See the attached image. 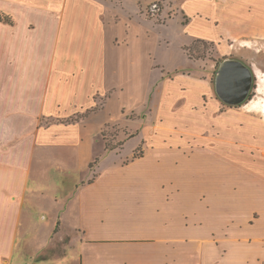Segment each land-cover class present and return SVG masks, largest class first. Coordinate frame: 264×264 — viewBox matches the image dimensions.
<instances>
[{
  "label": "rangeland",
  "instance_id": "obj_1",
  "mask_svg": "<svg viewBox=\"0 0 264 264\" xmlns=\"http://www.w3.org/2000/svg\"><path fill=\"white\" fill-rule=\"evenodd\" d=\"M233 2L238 13L244 0ZM214 10L222 21L221 7L195 0H0V41H22L16 70L37 71L40 89L58 78L59 89L67 90L56 95L63 94L66 101L77 95L88 103L72 110L58 104L55 112L47 104L28 112L29 118L36 117L40 129L92 120L80 126L79 154L71 146L49 153L31 179L71 188L85 174L92 178L98 168L134 161L128 174L135 175L158 169L155 162L162 160L159 175L184 191L191 189L192 199H203L200 191L209 189L212 180L224 186L210 188L211 199L263 204V117L243 108L258 95L257 77L253 74L252 96L242 104L230 106L219 99L215 78L221 61L242 60L238 40L218 41L222 25L197 15ZM242 62L250 68L256 64L264 73L263 53ZM67 63L84 67L80 78L63 79L69 76ZM57 139L69 141L67 136ZM79 155L82 160L93 156L88 170L78 167ZM62 165L71 170L63 171ZM209 168L215 172L208 176ZM40 200L32 215L50 226L58 206L50 198ZM42 239L38 232L26 241L37 246ZM22 240L19 236L18 242ZM19 250L14 263L31 264Z\"/></svg>",
  "mask_w": 264,
  "mask_h": 264
},
{
  "label": "crops",
  "instance_id": "obj_2",
  "mask_svg": "<svg viewBox=\"0 0 264 264\" xmlns=\"http://www.w3.org/2000/svg\"><path fill=\"white\" fill-rule=\"evenodd\" d=\"M195 1L222 8V21L215 10L197 15L214 26L222 25L218 41L238 40L242 61L249 63L254 54H264V0H244L238 13L233 0ZM21 45L17 37L0 41V264H19L14 263L16 249L31 264L35 260L40 264H264V203L211 199L209 189L224 186L212 180L209 189L200 191L203 199H192L191 189L184 191L159 175L162 160L155 162L158 169L135 175L128 174L134 161L98 168L92 178L85 174L71 188H52L39 177L31 179L49 153L71 146L79 154L80 126L92 120L40 129L38 119L29 118L28 112L46 109L47 104L52 103L49 111L55 112L58 104L72 110L88 103L82 104L77 95L69 101L56 95L67 90L62 85L59 89L58 78L40 89L37 71L18 72L15 60ZM69 63V76L63 79L80 78L84 67L76 69ZM59 135L69 141L58 140ZM92 158L82 160L79 155L78 167L88 170ZM70 167L62 165L63 171ZM214 172L209 168L207 175ZM44 198L58 206L50 226L32 215ZM38 232L44 239L37 249L26 240Z\"/></svg>",
  "mask_w": 264,
  "mask_h": 264
},
{
  "label": "water",
  "instance_id": "obj_3",
  "mask_svg": "<svg viewBox=\"0 0 264 264\" xmlns=\"http://www.w3.org/2000/svg\"><path fill=\"white\" fill-rule=\"evenodd\" d=\"M253 74V67L244 62L235 58L223 59L215 78V91L219 99L230 106L242 104L249 97Z\"/></svg>",
  "mask_w": 264,
  "mask_h": 264
},
{
  "label": "bare ground",
  "instance_id": "obj_4",
  "mask_svg": "<svg viewBox=\"0 0 264 264\" xmlns=\"http://www.w3.org/2000/svg\"><path fill=\"white\" fill-rule=\"evenodd\" d=\"M253 69L255 76L257 77L258 86L256 92L258 95L245 103L243 108L247 111L258 110L262 115H264V73L257 65H254Z\"/></svg>",
  "mask_w": 264,
  "mask_h": 264
},
{
  "label": "trees",
  "instance_id": "obj_5",
  "mask_svg": "<svg viewBox=\"0 0 264 264\" xmlns=\"http://www.w3.org/2000/svg\"><path fill=\"white\" fill-rule=\"evenodd\" d=\"M0 21H2V19H1V15H0ZM5 23H8V24H11V21H9V20H5L4 21ZM252 95L251 94H249V97H251ZM135 157V156H134Z\"/></svg>",
  "mask_w": 264,
  "mask_h": 264
}]
</instances>
